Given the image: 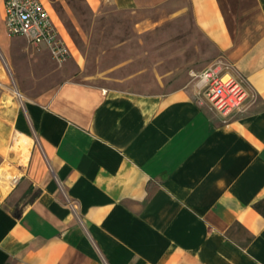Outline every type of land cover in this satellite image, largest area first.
<instances>
[{"label":"crops","instance_id":"obj_1","mask_svg":"<svg viewBox=\"0 0 264 264\" xmlns=\"http://www.w3.org/2000/svg\"><path fill=\"white\" fill-rule=\"evenodd\" d=\"M104 1L190 15L215 53L199 66L222 64L251 97L222 118L195 87L83 82L50 0L71 54L60 68L44 45L6 35L0 0V169L13 177L0 192V264H264V0ZM18 134L31 140L23 165Z\"/></svg>","mask_w":264,"mask_h":264},{"label":"rangeland","instance_id":"obj_2","mask_svg":"<svg viewBox=\"0 0 264 264\" xmlns=\"http://www.w3.org/2000/svg\"><path fill=\"white\" fill-rule=\"evenodd\" d=\"M50 1L82 57L81 81L106 89L156 94L195 87V99L209 105L198 79L206 69L199 64L215 53L190 15L166 18L161 10L125 13L104 0L93 6L86 0ZM16 41L26 44L20 38ZM53 63L57 68L66 64ZM13 150L21 164L26 156L18 151L15 139ZM1 169L7 172L3 180L10 182L9 167Z\"/></svg>","mask_w":264,"mask_h":264},{"label":"built area","instance_id":"obj_3","mask_svg":"<svg viewBox=\"0 0 264 264\" xmlns=\"http://www.w3.org/2000/svg\"><path fill=\"white\" fill-rule=\"evenodd\" d=\"M4 29L8 37H22L30 44L44 45L58 65L71 57L41 0H4ZM198 79L210 108L222 118L242 110L251 97L244 79L222 71L218 65L203 71Z\"/></svg>","mask_w":264,"mask_h":264},{"label":"bare ground","instance_id":"obj_4","mask_svg":"<svg viewBox=\"0 0 264 264\" xmlns=\"http://www.w3.org/2000/svg\"><path fill=\"white\" fill-rule=\"evenodd\" d=\"M15 143L17 145V149L18 151H23L21 155L23 156H27L31 144V140L23 135H19L17 136V138H15ZM23 160V159H20ZM19 161V160H18ZM6 170L5 169H0V192L1 194H4L8 191L9 189V182L7 180H3V176L6 175Z\"/></svg>","mask_w":264,"mask_h":264},{"label":"trees","instance_id":"obj_5","mask_svg":"<svg viewBox=\"0 0 264 264\" xmlns=\"http://www.w3.org/2000/svg\"><path fill=\"white\" fill-rule=\"evenodd\" d=\"M255 210H257L259 213H261L262 215H264V204H255L254 205Z\"/></svg>","mask_w":264,"mask_h":264}]
</instances>
